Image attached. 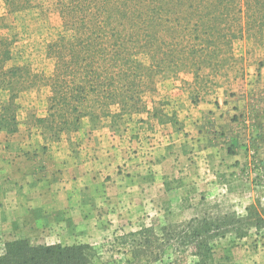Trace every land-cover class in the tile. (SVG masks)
<instances>
[{
  "label": "rangeland",
  "instance_id": "rangeland-1",
  "mask_svg": "<svg viewBox=\"0 0 264 264\" xmlns=\"http://www.w3.org/2000/svg\"><path fill=\"white\" fill-rule=\"evenodd\" d=\"M11 1L22 7L0 0V83L15 73L0 87V192L9 190L0 253L23 239L83 245L87 264H193L180 245L191 226L234 215L238 231H210L209 264H264V36L234 40L231 55L197 78L155 75L144 112L86 115L75 131L53 132L37 120L50 95L45 47L61 28L58 0ZM249 207L258 229L246 223Z\"/></svg>",
  "mask_w": 264,
  "mask_h": 264
},
{
  "label": "trees",
  "instance_id": "trees-1",
  "mask_svg": "<svg viewBox=\"0 0 264 264\" xmlns=\"http://www.w3.org/2000/svg\"><path fill=\"white\" fill-rule=\"evenodd\" d=\"M6 7L22 6L6 0ZM54 9L61 28L45 47L53 70L45 80L46 116L37 120L53 132L75 131L86 115L119 119L144 112L145 86L155 75L190 70L197 78L203 67L212 70L231 55L234 40L256 43L264 36V0H58ZM7 72L1 89L12 85L15 73ZM14 99L11 94L9 105ZM246 211L247 225L253 221L258 229L253 207ZM239 221L232 215L223 226L198 223L180 245L192 249L193 264H209L210 231L213 237L236 232ZM86 248L15 240L4 244L0 264H87Z\"/></svg>",
  "mask_w": 264,
  "mask_h": 264
},
{
  "label": "crops",
  "instance_id": "crops-1",
  "mask_svg": "<svg viewBox=\"0 0 264 264\" xmlns=\"http://www.w3.org/2000/svg\"><path fill=\"white\" fill-rule=\"evenodd\" d=\"M8 193H9V190H8V191H6V190H3V191H2V190H1V192H0V196H2L3 198H4L5 196L7 197ZM11 193H12V195H15V196L18 195V194H17V191H15V190L12 191ZM5 201L8 202L9 200H5ZM16 201H18V200H16Z\"/></svg>",
  "mask_w": 264,
  "mask_h": 264
}]
</instances>
